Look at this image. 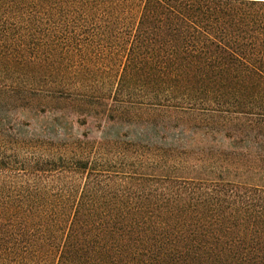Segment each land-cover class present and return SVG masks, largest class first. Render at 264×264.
Masks as SVG:
<instances>
[{
	"label": "trees",
	"instance_id": "16d2710c",
	"mask_svg": "<svg viewBox=\"0 0 264 264\" xmlns=\"http://www.w3.org/2000/svg\"><path fill=\"white\" fill-rule=\"evenodd\" d=\"M0 264H264V0H0Z\"/></svg>",
	"mask_w": 264,
	"mask_h": 264
},
{
	"label": "rangeland",
	"instance_id": "374dc122",
	"mask_svg": "<svg viewBox=\"0 0 264 264\" xmlns=\"http://www.w3.org/2000/svg\"><path fill=\"white\" fill-rule=\"evenodd\" d=\"M60 110H57V112L53 113L52 115L50 113H47V115H43L41 113L38 112H33L31 114H27V119L28 121L31 122V124L33 125V127H36L37 129H40V127H42L43 125L46 124H50L52 122H54L55 120H58V118H60L59 114L56 113H60ZM74 117V115H73ZM66 127H68V123L64 124ZM93 126V124L91 123L89 126L87 127H80L78 128L77 126H75V128H72V134L74 135H80L82 134L84 131H87V129H91ZM70 128V125H69ZM94 133H91L89 137L91 138H96V137H101V134L96 130L95 127L93 128Z\"/></svg>",
	"mask_w": 264,
	"mask_h": 264
}]
</instances>
